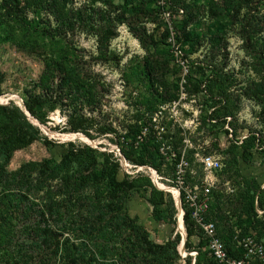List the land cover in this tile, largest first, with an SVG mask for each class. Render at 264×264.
I'll list each match as a JSON object with an SVG mask.
<instances>
[{
	"label": "rangeland",
	"instance_id": "obj_1",
	"mask_svg": "<svg viewBox=\"0 0 264 264\" xmlns=\"http://www.w3.org/2000/svg\"><path fill=\"white\" fill-rule=\"evenodd\" d=\"M54 1L57 2L55 8ZM109 1L107 5L100 0H25L22 3L23 25L35 33L26 45L37 43L42 48L39 50L47 53V61L65 60L78 64L85 77H90L95 84L97 100L94 109L92 106H83L80 111L84 118L92 121L93 127L88 132L93 139L82 133L64 132L67 117L63 108L51 113L45 124L30 117L42 135L53 144L46 147L42 142H36L28 149L16 152L7 168L8 172L17 171L29 161L49 158L59 161L69 143H72L87 145L100 155L111 153L118 165V180H122L125 175L134 178L142 174L150 179L155 189L169 193L174 206L178 188L197 186L200 190L210 183L211 194L202 199L205 204L204 216L209 219L212 209L219 211L226 223L223 227L217 221L218 233L223 239L226 235L231 240V251L234 253L231 257L245 260L247 264H256L252 256L247 257L238 241L250 238L254 243L264 246V237L257 233L245 234L237 226L229 203L242 189L239 186L242 178L254 180L261 188L264 187L263 149L255 143L247 150L250 153L249 160L244 161L241 157L242 142L248 137V129L258 133L264 128L260 121L264 118V96L259 95L257 99L246 96L248 88L254 92L264 91V29L259 31L264 28V0H231L235 8L242 5L238 13L224 7L226 0H151V15L139 14L134 18H131L129 8L121 0ZM245 1L248 5L243 4ZM1 3L0 0V7ZM146 4L149 5L148 2ZM164 12L170 15L168 23L163 18ZM232 15L237 18H231ZM246 15H249L251 23H255L252 31L255 35L252 44L254 51H246L248 46L241 38L242 19ZM118 19H123L122 23ZM0 20V71L5 78L1 86L4 94L0 96V106L11 102L21 105V91L39 82L42 68L38 61L20 51L17 43L25 42L20 26L12 22L4 10H0ZM169 23L178 37L183 31L196 34L194 48L177 40L180 61L184 63L185 69L179 66L167 40L163 38ZM128 25L141 36L148 51L132 36ZM106 27L113 29L116 35L105 39ZM150 55L161 65L166 88H159V91L162 96H168L166 101L152 96L145 82L142 64ZM217 76L227 81L228 92L239 99L236 123L238 127L247 129L240 128L235 139L226 136L221 130H230L226 124L210 123L214 108L209 101L207 88L212 85L209 79L214 80ZM57 83L55 79L54 87ZM104 125H110L114 133L100 135L99 127ZM129 126H137L139 141L154 138L159 171L142 166L144 170L137 173V166L125 160L126 166L119 161L117 149L119 151L123 141V127ZM232 139L237 150L231 157L226 153V148ZM245 147L248 148V145L245 144ZM181 155L186 166L180 172L177 164ZM204 155L219 158L221 167L211 172L204 171L200 161ZM152 172L155 175L152 176ZM148 194L149 189L144 187L130 192L124 206L129 217L137 218L138 224L145 228L156 244H164L178 235L180 259L176 264H186L183 259L188 255L193 262L197 253L185 248L184 211L181 217L176 210L175 224L168 220H155L151 216L152 206L147 202ZM34 201L38 204L36 210L43 211V203L37 199ZM20 219L14 218L13 226L21 232L23 226L29 223ZM34 219L32 225L38 221ZM74 229L70 226L62 239L79 243L80 233ZM222 230H226V233ZM197 242V238L194 239V244ZM28 243L31 241L19 234L14 241L17 250ZM201 251L206 253L208 260L211 259L204 243ZM19 256L18 253H12L11 258L0 256V264L16 263Z\"/></svg>",
	"mask_w": 264,
	"mask_h": 264
},
{
	"label": "trees",
	"instance_id": "obj_2",
	"mask_svg": "<svg viewBox=\"0 0 264 264\" xmlns=\"http://www.w3.org/2000/svg\"><path fill=\"white\" fill-rule=\"evenodd\" d=\"M24 1L1 0L0 10H4L7 17L16 22L22 30L25 42L17 43L20 51L38 61L42 68L39 82L34 83L32 87H25L20 93L25 110L40 124H45L51 113L63 108L67 117L64 132L82 133L93 139L88 132L93 127L92 121L84 118L80 111L83 106L95 108L97 88L90 77H85L78 64L65 60L47 61V53L39 50L42 48L38 47L37 43L26 45L35 33L23 25ZM121 1L129 8L131 18L139 14L151 15V0ZM100 2L104 5L110 3L109 0ZM231 4V0H226L224 7L232 8L236 13L242 8L240 4L237 8ZM243 4L248 5L247 1ZM55 5L56 1L53 2L54 8ZM248 16L242 19L241 38L248 46L246 51H254L252 44L255 35L252 31L255 23H251ZM231 18L237 17L232 15ZM118 21L122 23L123 19ZM1 27L0 20V29ZM128 28L132 36L147 50L141 36L131 25H128ZM104 31L105 39L116 35L114 30L108 27ZM168 36L169 28H166L163 38L167 40ZM195 38L196 34L192 32L183 31L179 37L177 33V40L180 43L186 42L191 48H194ZM142 67L151 95L161 98L162 101L168 100V96H162L159 91V88H166L159 62L150 55L144 59ZM55 79L58 83L54 87ZM4 81V75L0 71V96L4 94L1 88ZM209 82L212 85L208 86L207 94L214 108L210 123L214 121L218 125L226 124L230 130H221L226 136L230 135L235 139L240 128L247 129L238 127L236 123L239 99L228 92L227 81L222 76H217L214 80L211 78ZM247 90L246 96L249 98L264 96L262 90ZM164 91L167 94L166 89ZM262 114L264 115V105ZM260 121L264 124V118ZM123 129L125 133L119 151L124 159L135 166H150L159 171V157L154 138L148 137L139 141L137 126ZM98 132L107 136L111 132L114 133V130L110 125H104L99 127ZM233 139L228 141L226 148V153L231 157L237 150ZM36 142H42L46 147L53 144L42 135L38 127L27 120L17 105L11 102L0 106V256L11 258L12 253L20 254L18 261L13 264L177 263L180 259L179 236L176 235L164 244L154 243L145 228L138 224L137 218H130L124 207L130 192L142 187L148 188L147 202L152 206L151 216L155 220H168L169 223L175 224L176 209L169 193L155 189L150 179L142 174L134 178L125 175L122 180H118V165L111 153L100 155L87 145L72 143H69L66 153L59 161L52 158L29 161L23 163L17 171L8 172L7 168L14 154L28 149ZM112 142L118 143L113 140ZM255 143L264 152V128L258 133L248 129V137L242 142L241 157L244 161L249 160L250 153L247 150ZM239 186L242 189L238 190L232 203H229L237 226L245 234L257 233L258 236L264 237V187L261 188L254 180L244 178ZM34 199L43 203V211L36 210L38 204ZM182 209L186 230L185 248L197 253L193 262L189 255L183 261L186 264H214L215 262L208 260L206 253L201 251L202 244L205 245L202 230L191 218L190 210L183 201ZM211 214L206 220L214 222L218 237L228 249V253H231L230 256H233L231 240L227 239L226 235L223 239L218 233L217 221L225 227V218L217 210L212 209ZM14 218H22L29 224L24 225L21 232L17 231V227L13 226ZM33 219L38 220L35 221V226L31 224ZM70 226L80 233V242L77 244L71 243L69 239H62ZM222 232L226 233V230ZM18 234L25 236L31 243L17 250L14 241ZM196 238L198 242L194 244ZM16 247L19 246L16 244Z\"/></svg>",
	"mask_w": 264,
	"mask_h": 264
},
{
	"label": "built area",
	"instance_id": "obj_3",
	"mask_svg": "<svg viewBox=\"0 0 264 264\" xmlns=\"http://www.w3.org/2000/svg\"><path fill=\"white\" fill-rule=\"evenodd\" d=\"M164 20L168 23L170 15L168 12L163 13ZM169 28V36L167 38V44L169 49L173 55V57L178 61L179 66L185 69V65L182 61H180V50L179 45L177 44V33H175L168 24ZM186 72V71H185ZM117 153L119 156V161L123 164L128 166L125 163L124 157L121 155L120 151L117 149ZM179 163L177 164V169L181 172L184 167L186 166V162L184 156L181 155L178 158ZM201 165L204 171L211 172L219 169L221 167V163L219 158H216L213 155H204L200 159ZM137 173L143 171L144 167L137 166ZM140 167V168H139ZM149 170V169H148ZM151 170V169H150ZM155 175L152 172V176ZM183 185V182H180ZM229 185V182H227ZM211 184L207 183L205 187L202 189H198L197 186L195 187H180L178 188V198L179 204L182 206L183 203L188 207L190 210V215L193 221L200 227L203 233L204 242L206 249L209 253L210 258L217 264H247L245 260H237L230 256L228 251L226 250L224 244L220 240L217 235L216 227L214 222L206 220L204 216V208L205 204L202 201L203 196L208 197L211 194ZM229 189V186H228ZM180 206V207H181ZM238 245L241 246L244 251L247 253V257L252 256L256 262L264 264V246H260L254 243L250 238H242L238 241Z\"/></svg>",
	"mask_w": 264,
	"mask_h": 264
},
{
	"label": "water",
	"instance_id": "obj_4",
	"mask_svg": "<svg viewBox=\"0 0 264 264\" xmlns=\"http://www.w3.org/2000/svg\"><path fill=\"white\" fill-rule=\"evenodd\" d=\"M22 102V101H21ZM20 109H21V111L25 114V116H26V118H27V120L31 123V124H33L32 122H31V120H30V114L25 110V107H24V105H23V102H22V107L21 106H19V105H17ZM34 126H36L35 124H33ZM37 127V126H36ZM175 208H176V205H175ZM176 210H177V208H176ZM182 246H184V241H183V245Z\"/></svg>",
	"mask_w": 264,
	"mask_h": 264
},
{
	"label": "bare ground",
	"instance_id": "obj_5",
	"mask_svg": "<svg viewBox=\"0 0 264 264\" xmlns=\"http://www.w3.org/2000/svg\"><path fill=\"white\" fill-rule=\"evenodd\" d=\"M19 106H21V105H19ZM22 107V106H21ZM176 206H177V215H178V213L180 212V215H181V217H182V215H183V210H182V208L180 207V204H179V198H178V195H177V197H176ZM180 248H181V246H180Z\"/></svg>",
	"mask_w": 264,
	"mask_h": 264
}]
</instances>
